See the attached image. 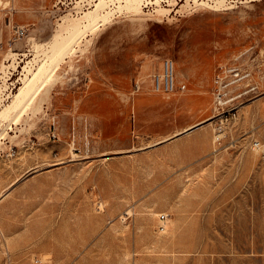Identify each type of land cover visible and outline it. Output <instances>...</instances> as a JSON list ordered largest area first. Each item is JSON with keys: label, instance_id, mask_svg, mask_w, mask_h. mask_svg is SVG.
Here are the masks:
<instances>
[{"label": "rangeland", "instance_id": "rangeland-1", "mask_svg": "<svg viewBox=\"0 0 264 264\" xmlns=\"http://www.w3.org/2000/svg\"><path fill=\"white\" fill-rule=\"evenodd\" d=\"M78 1L0 0V264H264V0L103 1L74 37Z\"/></svg>", "mask_w": 264, "mask_h": 264}, {"label": "built area", "instance_id": "built-area-1", "mask_svg": "<svg viewBox=\"0 0 264 264\" xmlns=\"http://www.w3.org/2000/svg\"><path fill=\"white\" fill-rule=\"evenodd\" d=\"M98 0H79V8L76 9L77 12H82V10H87L96 4ZM17 32L22 35L25 33L24 29H19ZM249 50L240 53L235 57L234 62L231 65H225L220 67L214 83H215V98L217 101L218 107L221 105L227 104L234 99H239L243 95L253 94L258 90V85L255 83V71L253 67H259L255 61V58L252 55L244 57ZM264 66V64H263ZM243 81H248L247 89L243 92H238L236 96H233L231 99H226L225 96L230 91L232 85H238ZM154 88L157 91L164 92H174L176 90H185L187 88V83L178 82L176 73H175V63L172 59L167 58L163 60V71L155 75ZM240 86V85H239ZM251 96L248 101L253 100L256 96ZM243 103V102H242ZM238 103V105L242 104ZM238 107V106H237ZM235 108H232L231 111H235ZM256 143V142H255ZM160 228L165 230L166 228V215H160Z\"/></svg>", "mask_w": 264, "mask_h": 264}, {"label": "bare ground", "instance_id": "bare-ground-1", "mask_svg": "<svg viewBox=\"0 0 264 264\" xmlns=\"http://www.w3.org/2000/svg\"><path fill=\"white\" fill-rule=\"evenodd\" d=\"M103 1L106 3H110L113 2L114 0H99L98 2H96L95 6L97 5V7L93 10H91L90 12H92V14H90V16H88L87 12L85 15L83 16L84 19L82 20H72L69 22V26L71 28V32H72V36L75 37V35L79 34L82 31L83 27H89L91 25H96L100 20H102L104 23H106L107 18L104 17V15L99 14V9L100 7H103ZM123 1V5H121L120 11H122V8H127L131 11H139L140 10V4L145 1V0H122ZM148 4V3H147ZM94 6V7H95ZM88 11V10H87ZM98 13H95V12ZM138 13V12H137ZM70 38H68V41L64 42V45L66 46L69 43ZM71 42V41H70ZM63 46V45H62ZM56 48V47H55ZM58 50V49H57ZM60 50V49H59ZM56 51V50H55ZM53 61H51V64H53ZM50 64V65H51ZM50 67V66H48ZM46 68L45 70L48 72L49 68ZM54 68V67H53ZM52 68V69H53ZM51 69V68H50ZM44 70L41 71H37V72H33V77H29L25 80L24 85L20 88V90L15 94L14 99H13V105L15 107H18L19 105H21L22 103H28L30 100V95L32 90L34 89V82L33 79L36 77V75L43 73ZM51 72V71H50ZM27 100V101H25ZM25 101V102H24ZM11 106V104L9 105V107ZM24 107V106H23ZM8 110V105L7 108H4L0 114L3 113V111H7ZM21 111V110H20ZM19 111V113H20ZM218 137V136H217ZM255 147H259L260 143L256 142Z\"/></svg>", "mask_w": 264, "mask_h": 264}, {"label": "crops", "instance_id": "crops-1", "mask_svg": "<svg viewBox=\"0 0 264 264\" xmlns=\"http://www.w3.org/2000/svg\"><path fill=\"white\" fill-rule=\"evenodd\" d=\"M206 119H207V118H206ZM200 123H201V122H198V123H196V124H192V125H190L188 128L184 129V130L182 131V133L185 132V130H186V131H190V130L196 128L197 125H199ZM182 133H179L178 135H174L173 137L176 138V137L180 136V134H182Z\"/></svg>", "mask_w": 264, "mask_h": 264}]
</instances>
